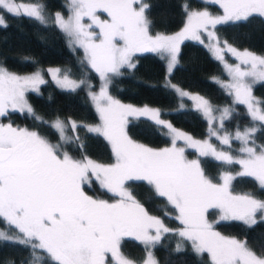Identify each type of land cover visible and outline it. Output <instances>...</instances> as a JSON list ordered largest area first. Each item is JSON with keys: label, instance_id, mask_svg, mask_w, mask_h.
<instances>
[{"label": "snow or ice", "instance_id": "1", "mask_svg": "<svg viewBox=\"0 0 264 264\" xmlns=\"http://www.w3.org/2000/svg\"><path fill=\"white\" fill-rule=\"evenodd\" d=\"M223 9V15L208 11L188 13L184 29L174 36L150 34L151 21L146 16L148 5L142 0H69V15L65 19L56 13L55 24L70 38V43L84 49V60L99 74L102 81L98 93L89 92L100 116L99 125L86 126L89 132L103 135L111 144L114 163L99 164L87 156L76 159L64 145L79 141V136H68V124L75 133L79 125L75 121H53L51 127L59 134L62 143L53 144L38 131L0 124V220L14 235L0 230V240L23 245L31 249L30 264H158L152 249L165 233L177 234L192 243L197 253H207L211 264H264V246L258 254L247 240L221 235L206 213L219 209L220 220L240 221L248 228L264 222V199L252 193L234 194L232 182L236 178L229 171L213 182L205 175L199 159L189 160L184 148L176 146L177 139H184L196 148L199 156H211L227 165L238 164L241 171L236 175L253 178L264 192V145H256L252 139L255 127L237 130L234 137L212 127L213 108L203 97H193L209 117L210 135L222 145L230 140L241 142L240 156L218 150L208 140L197 141L178 132L160 118L157 109L136 108L123 104L108 92L109 74L119 75L120 69L130 62L134 52L153 51L166 53L167 71L172 74L177 63L179 43L182 39L200 40L201 30L209 37V47L216 59L223 63L230 77L228 83L217 81L235 95V102L244 104L253 121L264 123V107L252 96L249 78L264 81V56L247 49L242 52L224 41L223 47L214 31L217 25L228 22L248 21L258 15L264 17V0H215ZM139 5V7H136ZM107 14L101 20L97 12ZM0 13L27 16L47 23L44 7L23 0H0ZM88 17L91 24L82 19ZM0 26H6L0 15ZM95 26L99 32L92 31ZM214 41V42H213ZM201 43L203 41L201 40ZM234 55L239 63L227 62L224 50ZM54 74L59 69L49 70ZM56 78L59 86L75 91L85 82L70 79L67 73ZM44 83L39 71L31 76H18L0 68V116L7 110H19L36 116L25 99L29 89L36 90ZM181 97L188 96L176 85ZM91 86L89 85V88ZM151 114L158 125L173 133L172 147L153 149L132 140L126 131L128 117ZM230 110L221 112V120L227 119ZM223 128V124H221ZM83 148V144H80ZM99 182L102 189L111 193L114 201L94 198L85 191V185ZM129 181H145L154 189L156 196L165 198L177 215L182 228L170 229L162 219L150 215L147 209L128 189ZM132 236L144 246L146 256L136 261L121 250L124 237ZM179 249V245L177 246ZM40 255H37V253ZM110 254V259H109Z\"/></svg>", "mask_w": 264, "mask_h": 264}, {"label": "trees", "instance_id": "2", "mask_svg": "<svg viewBox=\"0 0 264 264\" xmlns=\"http://www.w3.org/2000/svg\"><path fill=\"white\" fill-rule=\"evenodd\" d=\"M24 1L43 5L47 23L42 24L39 20L27 16L0 13L4 16L6 25L0 26V67L26 73L41 67L58 66L70 77L83 80L85 83L72 91L58 87L46 73H43L44 83L37 85L36 90L26 91L25 99L33 108L35 115L42 117L46 123L36 120L27 111L19 110H7V114L0 116V120L38 131L50 142L58 140V143L62 142L47 121L56 117L65 118L67 122L75 121L79 125L78 130L73 133L71 125L68 124L67 135L79 136V141L71 145L66 144L64 148L75 158L87 156L96 162H111L113 155L106 140L102 135L89 132L86 128V124L100 121L89 95L97 86L99 76L84 60L83 50L76 45H70L63 31L52 19L54 11H59L63 15L67 13L66 0ZM142 2L149 6L146 16L151 21L152 32L177 30L184 22L185 8L206 7L215 12L220 10L218 4L206 0H142ZM215 32L219 38L236 47L256 53L264 52V17L254 15L248 21L220 24L216 26ZM132 59L134 67L129 68L125 65L120 69L119 75H110L109 94L123 104H130L139 109L146 106L159 110L160 118L180 132L192 137L205 136V118L188 104L178 107L175 91L164 84L163 58L152 51H142L133 53ZM177 60L173 73L168 74L171 83L202 94L213 104H231L230 115L223 120L228 128L252 123L244 105L235 101L231 103L230 94L211 78L217 76L223 79L226 74L205 46L189 38L182 39ZM252 94L258 99L261 107H264V81H257L252 85ZM255 123L254 127L257 130L253 133L252 139L255 143L264 145V123ZM126 131L132 140L150 148H157L168 142L167 136L151 118L150 113L128 117ZM186 153L194 155L197 152L187 149ZM197 155L205 175L213 181L219 179L221 172L229 171L236 176L232 182L233 193H252L264 199V192H261L253 178L236 175L239 173L238 164L227 165L211 156L203 157L199 156V153ZM127 187L150 215L162 219L170 229L180 228V221L175 218V209L165 198L156 196L154 189L147 182L129 181ZM84 188L86 193L94 198L114 201L113 195L102 189L94 177L93 183L85 185ZM213 212L214 210L208 212L211 218ZM257 220L258 223L252 228L233 220H216L213 225L223 234L247 240L249 246L259 254L261 247L264 246V222H259L260 218ZM0 228L9 229L2 220ZM191 246L190 241L173 231L165 233L152 251L158 264H211L206 253H197ZM121 250L126 256L138 262L145 255L144 246L131 236L122 239ZM32 259L31 249L0 240V264H30Z\"/></svg>", "mask_w": 264, "mask_h": 264}, {"label": "rangeland", "instance_id": "3", "mask_svg": "<svg viewBox=\"0 0 264 264\" xmlns=\"http://www.w3.org/2000/svg\"><path fill=\"white\" fill-rule=\"evenodd\" d=\"M206 1H210V2H214V3H216L215 2V0H206ZM23 2L24 3H36V2H31V1H24L23 0ZM144 3V2H143ZM39 4V3H38ZM216 4H218L219 5V3H216ZM66 5H67V13L65 14V15H63L61 12H59V11H54L53 12V14H52V19H53V22L55 23V16H56V13H61L63 16H64V18L65 19H67L68 18V15L70 14L69 13V7H68V5H69V0H66ZM220 6V5H219ZM136 7H139V5H136ZM192 11H208L209 13H211L212 15H214V16H216V15H223V9L220 7V10L219 11H217V12H215V11H212V10H210V9H208V8H206V7H202V8H185V17H184V22H183V24L181 25V27H179L177 30H174V31H171V32H158V31H150V34H152V35H156L157 33H160V34H163V35H168V36H174V35H176L177 33H179V32H181L183 29H184V26H185V24L187 23V17H188V13L189 12H192ZM97 15L100 17V19L101 20H104V19H107L108 17H107V14L106 13H104V12H97ZM82 23H84L85 25H88V24H91V21L89 20V18L88 17H84L83 19H82ZM57 26V25H56ZM58 27V26H57ZM59 28V27H58ZM92 31H95V32H99V29L98 28H96L95 26H93V28L91 29ZM209 31H214L215 32V29H212L211 28V26H209ZM64 33V32H63ZM216 33V32H215ZM65 34V33H64ZM65 36H66V38H67V42L70 44V45H75V44H72V43H70V38L65 34ZM200 36H201V39L200 40H196V39H192V38H190L189 37V39H192V40H194V41H197V42H199V43H201V40L203 41V43H201L203 46H205L206 48H207V50L209 51V53H210V55L213 57V58H215L216 59V56H215V54H214V52L211 50V48L208 46L209 45V37H208V35H207V33L206 32H204L203 30H201V33H200ZM216 36H217V34H216ZM218 37V36H217ZM219 38V37H218ZM219 40H220V46L221 47H223V43H224V41L225 40H222L221 38H219ZM214 42V41H213ZM228 44H230V43H228ZM230 45H232V44H230ZM77 47H79L78 45H76ZM232 46H234V45H232ZM234 47H236V46H234ZM82 50H83V53H84V49L82 48V47H80ZM238 50H240L241 52L243 51V50H245L246 48H239V47H236ZM248 50V49H247ZM250 51V50H249ZM153 52V51H152ZM251 52H253V51H251ZM134 53H136V52H134ZM154 53H156L157 55H159L160 57H162L163 58V60H164V64H165V77H164V84L166 85V86H168V87H170L171 89H173L174 91H175V93H176V95H177V97H178V107H184V106H186L187 104H188V106H190V107H192V108H194V109H196L197 110V104L199 103L197 100H195V99H193V97H196V96H199V97H203L204 99H206V100H208L209 101V99L207 98V97H205V96H203L202 94H199V93H197V92H193V91H188V90H186V89H183V88H181V87H179L178 85H176V84H174V83H171L169 80H168V71H167V66H168V58H167V54L166 53H164V54H162V53H160V52H154ZM253 53H255V54H257V55H262V56H264V52L263 53H256V52H253ZM224 56H225V59L227 60V62L229 63V64H232V65H235V64H237V63H239V61L237 60V58L234 56V55H232L230 52H228L226 49L224 50ZM219 63H220V65H221V67H222V70H223V72L226 74V77L225 78H223V79H220V78H218L217 76H211V78L213 79V80H215V81H222V82H224V83H228L229 81H230V77L228 76V74H227V72L225 71V68H224V65H223V63H221V61L220 60H218V59H216ZM132 61H133V59H132V57H131V63H132ZM0 68H3V67H0ZM3 69H5V68H3ZM50 69H52V70H55V69H59L60 70V72L59 73H57V74H54L53 72H50L49 70ZM6 71H8V72H10V73H13V74H15V75H18V76H22V77H24V76H31V75H33L34 73H36L37 71H39L40 72V74H41V77L43 78V73H46L48 76H49V78L52 80V82L53 83H55L58 87H61V86H59L58 84H57V82H56V78H54V75H55V77H58V78H60V79H62L63 78V76H64V74L66 73L64 70L62 71V69H60V67H58V66H46V67H41V68H37V69H35V70H33V71H31V72H26V73H18V72H13V71H10V70H7V69H5ZM98 74V73H97ZM110 75H112V74H109V76ZM98 76H99V74H98ZM70 77V76H69ZM70 79H72V80H76V81H79L78 79H76V78H72V77H70ZM248 82L251 84V87H252V85L254 84V83H256L257 81H254L252 78H249L248 79ZM101 84H102V81H101V79H100V77H99V81H98V84H97V86L95 87V89H92L91 91L92 92H95V93H98L99 92V90H100V87H101ZM170 85H176L178 88H180L181 90H183L184 92H187V93H189V95L188 96H184V97H181L180 95H179V93L176 91V89L175 88H173V87H171ZM219 85L221 86V83H219ZM222 87V86H221ZM61 88H63V87H61ZM225 91H227L228 93H229V90H227V89H225L224 87H222ZM37 89V88H36ZM29 90H31V89H29ZM252 96H253V98H254V100L255 101H258V99L252 94ZM91 98V97H90ZM230 98H231V103H233L234 101H235V95H234V93L233 94H230ZM91 101H92V99H91ZM186 101H187V103H186ZM210 102V101H209ZM92 103H93V101H92ZM210 104H211V106H212V108H213V112H212V116L214 117V119L212 120V127H214L216 130H219L220 131V135H224L225 134V132H227V133H229V134H231V136H233L234 137V135H235V132L237 131V130H240V131H244L246 128H249V127H254V125L256 124L255 122H259V121H253L252 120V118H251V116L248 114V108H247V106L246 105H244V107H245V110H246V112H247V114L249 115V117H250V119L252 120V123H250V124H244V125H241V126H238V125H234L232 128H228L227 126H226V124L224 123V121H222L221 120V112H222V110L223 109H225V108H228L229 110L231 109V104H213V103H211L210 102ZM93 106H94V108H95V105H94V103H93ZM261 106V105H260ZM8 110H12L11 108H9ZM95 110H96V108H95ZM25 111H27V110H25ZM204 118H205V120H206V134H205V136H203V137H192L193 138V140H197V141H204V140H208L210 143H212L218 150H224V151H229L232 155H234V156H240L241 155V153L239 152V148L241 147V142L239 141V140H236V139H231L230 140V146L229 145H222L221 143H220V141L215 137V136H211L210 135V125H209V117H207L205 114H204V112L202 111V110H197ZM97 112V111H96ZM98 113V112H97ZM99 115V114H98ZM57 118V117H56ZM56 118H52V119H50V120H48L47 121V123L49 124V126L51 127V124L53 123V121H55V119ZM60 118V117H59ZM99 118H100V116H99ZM61 120H63V121H65V123H67V121H66V119L65 118H60ZM70 121V120H69ZM101 123V121H99L98 123H94V124H86V126H88V125H91V126H95V125H99ZM0 124H11V123H8V122H5V121H2V120H0ZM221 124H223V128H221ZM13 127H17V128H26V127H23V126H18V125H13V124H11ZM159 127H160V129H161V131L167 136V138H168V142L166 143V144H164V145H162V146H160V147H157V148H153V149H156V150H159V149H164V148H171L173 145H172V140H173V133H171L170 132V130L167 128V127H165V126H163V125H159ZM52 128V127H51ZM87 128V127H86ZM28 129V128H27ZM53 129V128H52ZM88 129V128H87ZM28 130H31V131H34V130H32V129H28ZM54 131L56 132V130L54 129ZM178 131V130H177ZM178 132H180V131H178ZM181 133H184V132H181ZM56 134H57V136H58V139L60 140V138H59V134L56 132ZM184 134H186L187 136H190V135H188L187 133H184ZM103 136V135H102ZM103 138H104V136H103ZM105 139V138H104ZM106 140V139H105ZM106 142L108 143V145H109V147H110V149H111V152H112V148H111V144L106 140ZM51 143H53V144H56V143H58V140H55L54 142H51ZM137 143H139V142H137ZM256 145H259V144H257V143H255ZM176 146L177 147H180V148H184V150H185V157L187 158V159H189V160H193V159H198V155H197V150H196V148H193V147H190L188 144H187V142L184 140V139H177L176 140ZM187 149H193L195 152H197V153H195L194 155H188L187 153H186V150ZM112 155H113V153H112ZM83 157H80V158H76V159H82ZM96 162V161H95ZM115 161H114V157H113V160L111 161V162H108V163H101V162H97V163H99V164H111V163H114ZM241 171V167H240V165H239V172ZM222 173V172H221ZM220 173V174H221ZM219 174V175H220ZM213 182H219V179L217 180V181H213ZM99 183V182H98ZM234 194H238V193H234ZM211 210H214V212H213V218H211L210 217V215L208 214V212L209 211H211ZM208 212L205 214L206 215V217H207V219L209 220V222H211V223H213L214 221H216V220H220V212H219V209H209L208 210ZM176 215H177V213H176ZM257 218H260V214H258L257 215ZM183 226L181 225L180 226V228H182ZM180 228H178V229H180ZM177 229V230H178ZM0 230H3V231H5L8 235H14L15 234V230L14 229H2V228H0ZM216 230V229H215ZM216 231H218V230H216ZM219 232V231H218ZM221 233V232H220ZM221 235H224V236H228V237H234V236H232V235H228V234H223V233H221ZM132 237V236H131ZM236 238V237H235ZM239 239V238H238ZM240 240H242V239H240ZM191 243V242H190ZM191 245H192V243H191ZM191 248L194 250V248H193V246H191ZM195 251V250H194ZM196 252V251H195ZM206 255H207V258H208V260L210 261V258H209V256H208V254L206 253ZM145 256H146V252H145V255L143 256V258L140 260V261H142L144 258H145ZM109 258H111L110 257V254H109ZM211 262V261H210Z\"/></svg>", "mask_w": 264, "mask_h": 264}]
</instances>
